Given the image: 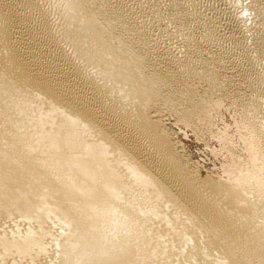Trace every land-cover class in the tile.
I'll return each instance as SVG.
<instances>
[{
    "label": "rangeland",
    "instance_id": "1",
    "mask_svg": "<svg viewBox=\"0 0 264 264\" xmlns=\"http://www.w3.org/2000/svg\"><path fill=\"white\" fill-rule=\"evenodd\" d=\"M34 1L0 0L2 7L3 5L5 6L3 7L5 10L8 7L11 8L6 10L12 15H9L11 18L6 17L8 19L6 20L8 24V26L6 25V29L9 28L7 29L9 33L6 32L8 33L7 35H11L15 44L23 47L28 45L25 43L27 39H32L31 48H33V51L36 50L34 51V55L40 58L38 59L40 60L39 62L42 65L44 64L45 67L48 66L47 68L51 70L59 68L57 71L68 76L66 78H68L70 87L72 84V90L76 86L75 89L79 87V90H82L84 94L86 92V100L91 104L95 103V106L99 104L100 106L98 105L99 107L97 108L101 111L100 114L102 115L103 113L104 116H108V113L105 112V108L102 109L105 107L102 103V98L104 97L101 96L100 98L98 92L102 88L106 89L105 93L112 95L109 100H114L113 104H115L116 108L120 107V109H123L122 115L125 114L124 116L126 117L131 115L132 118H127L130 122L136 121L138 125L151 133L142 137L139 131L133 130L132 135L135 134L134 137H137V133H139L137 139L139 140V145L143 148L142 150H144L143 152L153 159L157 167L162 168L166 173L170 174V177H174L172 178L174 191L177 189L179 194L182 191L180 197L183 198L184 196L186 204L189 206L197 205L199 198H202L201 196L204 197L207 193L210 195L212 191L210 187H205L206 183L207 185L209 183L215 185L220 189L219 194L211 192L212 196L210 195L209 199V203L213 202V204H210L214 206V211L216 212L214 213L216 215L219 214V216L220 214L223 216L230 215V217L226 216V218L228 219L229 217L228 220L231 224L237 222V220L233 222L235 220L233 216L238 217V214L242 215L240 219L238 218V221H242L246 216L245 222H242L243 225L242 223L240 224V221L237 226L240 227L241 225L244 231L249 232L246 240L247 245H253L255 240H258L264 234V205L261 204V202L264 204V198H261L259 186L246 184L241 179L243 176L250 180L256 177L261 180L264 174V0H78L80 6H83L82 13L87 18L90 15L96 19L95 34H98V38L104 44L97 39L86 38L83 42L79 40L74 41L75 45H72L73 40L76 39L75 33L73 34L72 30H75L77 27L75 26L76 21L65 17V1ZM18 15L21 18H18ZM72 21L74 24L71 23ZM64 25L68 29L65 28L64 30ZM20 26H25L26 30L25 27ZM69 26H72V30H69ZM18 29L20 30L19 32ZM66 30L68 31L66 32ZM70 36L72 41L70 40ZM54 37L56 41L53 40ZM21 39H24V43ZM33 41L35 43L38 41L37 45ZM76 45L79 47V50L77 47L75 48ZM44 47L46 50H44ZM42 52L44 53L42 54ZM70 58L71 61L74 60L72 62L74 65L70 64ZM71 65L76 70L72 69ZM91 73L92 75H90ZM93 73L97 74L93 75ZM3 74L5 75V73ZM4 75H2L3 80L5 79L7 82L11 80L7 75H5V78ZM88 77H91L95 81L87 80ZM20 85H15L17 87V96L15 94L6 95V99L12 100L15 97L14 99L18 100L13 104H10L11 101H8V104L11 106H8L10 109H13V105L17 104L21 105V107L19 106L20 110H22V107L23 110L31 107L30 96L26 95L28 97L26 98L23 95L25 90ZM123 89L129 92L130 98L132 97L135 100L133 106L126 102H130V98L126 97ZM92 93L95 95H92ZM19 94L22 101L19 100ZM40 96L42 97V95ZM26 99L27 101H25ZM43 102V97L36 100V103L46 109V103ZM103 110L105 111L103 112ZM17 119L19 120V118H16L14 121ZM116 120L121 123L119 117ZM123 129L126 132H130L131 130L129 128L128 130L126 127H123ZM3 130L8 131V128L5 127ZM38 130L35 127L33 132L36 133ZM161 136L171 147L170 153L173 156V163L169 161V158L165 157L161 147L162 151L159 150V144L156 146L157 138L161 139ZM26 142L27 140L24 143ZM32 143L33 140L26 143L31 150ZM33 150L37 154L39 153L38 148H33ZM161 155L165 158H161L163 157ZM179 165L186 166L184 169L188 179L194 178L199 182L198 186L204 187L198 189V186L193 185L192 188V184H189V186L186 183L189 180L183 181L185 178L181 177L183 173H180L182 171L178 169ZM176 169H178V172L175 171ZM170 170H173L174 174ZM176 172L177 174L175 175ZM178 173L181 174H179V178L177 177ZM239 178H241V181H238ZM240 182L243 183L241 184ZM194 186L196 193L189 189L192 188L194 190ZM240 188H243L242 193ZM231 189H238L235 197L237 206L231 213L224 212L222 207L227 203L228 194H230L229 191ZM257 190L259 191L257 192ZM112 195L113 193L110 196L111 198ZM186 196L189 199L192 197L196 199L192 198L195 203L192 200L188 202ZM112 201L115 204H122L127 207L132 206L131 200L121 194L120 199H113ZM253 201L257 202V205ZM179 202L183 203L181 205L184 207V202ZM253 203L255 206H253ZM181 205L177 204V210H174L176 212L181 211V214L174 212V215L177 214L175 218L179 217L180 219L178 220L180 221L185 219L182 214L186 212V206L183 209ZM172 207L173 209L176 208L175 205ZM248 207L251 209V212ZM261 210H263V213ZM218 211L224 213H219ZM253 212L254 215L259 212L262 213H259L260 215L256 214L257 218L262 216V225L259 223V219V222L257 221L258 225L255 223L256 219L254 218H256V215L253 216ZM178 214L180 215L178 216ZM244 214L247 215L244 216ZM231 215H233L232 218ZM184 216L186 217V214ZM204 218L200 213L196 217L197 220L195 216L193 218L195 220L192 219L195 223L189 222L195 224L194 226L196 227L199 225L200 228L203 222L205 226H208L211 222L207 219L206 221L208 222L206 223L203 220ZM204 225L201 228L202 230L204 229V232L198 227L202 233L201 239L197 235L200 234L198 233L199 230H196L194 227L197 232H194L192 237L195 239L196 236L194 235H197V243L199 240H206L207 235L211 237L215 232L217 234L213 235L212 238H217V235L223 236L222 232L219 233L220 229H216L217 231H215V227L212 229L213 225L212 228L208 226L206 227L208 229H206ZM235 225L231 226L236 228L237 226ZM259 225L261 226L258 227ZM210 232L213 234L211 235ZM220 236L218 240L220 239V242H222L221 245H214V247L211 244L209 247V243H204L206 241H199L198 252L196 251V253L200 254L198 255L199 258H205V260L201 258L203 263L217 264L219 262L224 264V261H218V259L222 258V256L218 255L227 254V252V255H231L229 250L232 253L231 243L233 245V238L228 234H224V239ZM229 237L232 239H229ZM227 239L230 244H227ZM140 240L135 241V243L137 242L136 245L138 244L139 249L147 250V244ZM250 240H252L251 243ZM224 241L226 242L224 243ZM200 244H203V246ZM154 245L157 244L153 242L152 247ZM204 245L207 249H204ZM200 246L203 248L199 252L201 250ZM215 246L218 248H215ZM229 246L230 248L228 249ZM158 248L159 245L155 246L156 253L155 251L153 253L154 256L157 254V257L158 253L162 251V253L166 252L162 248ZM139 249L138 254L135 255H147L141 252V249L139 251ZM203 249L210 253L209 257L207 253L205 255L208 257V260L212 257L211 260L215 258L214 256L217 255L215 253L219 251L218 249L223 250V253H220L221 251L218 252L216 256V258L218 257L217 261L214 259L215 262H207V258L204 256L205 253H202L204 252ZM195 250L196 246L194 247ZM263 252L264 247L260 246L256 251L246 252V254H250L246 255L245 252L242 254V252L238 251L237 253L235 252V256L238 258L239 255H242L238 259H243L244 264H249V261L250 264L253 262L254 264H264ZM227 255L223 256V260L228 258ZM143 257L141 258L143 259ZM245 258L248 260L245 261ZM158 260L159 258L156 259V256L152 259L153 263L155 261L159 263ZM202 261L199 263L203 264ZM242 261L241 263L243 264ZM153 263L151 262V264Z\"/></svg>",
    "mask_w": 264,
    "mask_h": 264
},
{
    "label": "bare ground",
    "instance_id": "2",
    "mask_svg": "<svg viewBox=\"0 0 264 264\" xmlns=\"http://www.w3.org/2000/svg\"><path fill=\"white\" fill-rule=\"evenodd\" d=\"M64 1V5L66 4V6L63 5L65 7L64 12H66L65 17L69 20L78 21L77 24L75 22V26H77L75 30H72V26H69V30L73 31L70 32L75 33L76 37L72 45H75L77 40L83 42L86 38H91L92 40L97 39L104 44L98 38V34H95L96 30L94 27L97 24L96 19L90 15L87 18L82 13L83 6H80L78 0ZM3 7L5 6L3 5ZM3 7L0 3V264H149L150 261L153 263L152 259L155 256L156 259L159 258V263L155 261L153 264H198L202 261L201 258L205 260L203 257L199 258L198 255L200 254L196 253V251L198 252L199 241H206L204 243H209V247L210 244L214 247V245L218 246L222 243L220 239L218 240L220 235H217V238H212L217 232L214 234L210 232L211 235L213 234L211 237L206 234V240L202 239L198 243L196 242L197 235L202 237V233L199 230V225V228L194 226L195 224L193 223L195 222L192 219L194 216L196 219L200 213L205 217L203 220L206 223L208 222L206 220L209 219L211 223L208 226L210 228L213 225L212 229L215 227V231L220 229L221 231L219 233L222 232L223 236L224 234H228L233 238V245L231 243V246L234 251L232 250L231 253V250H229L231 255H227L228 252L227 254L218 255L220 251V253H223V250H220L222 246L219 247L220 249H218L219 251L217 250V253L213 252L218 256H222L218 261H224V264H242L241 261L243 259H240L241 261L238 259L242 255L240 256L238 254L239 257L237 258L235 252L240 251L242 254L243 252L246 254L247 251H256L260 246L264 247V234L259 235L260 237L258 240H255L253 245H247L246 240L249 232L244 231L241 225L240 227L237 226L241 221H238V218L240 219L242 215L238 214L240 217L235 216L236 219L233 213L231 218L233 216V219H235L233 222L236 220L237 222L231 224L228 220L230 215L225 214L229 216L227 219L226 216L215 214L214 206L211 205L213 202H210L211 204L209 203L210 195L212 196L211 192L219 194L220 189L215 185L210 183L208 185L207 183L206 185L204 184L205 187H210L212 191L210 195L207 193L204 197L201 196L202 198H199V202L197 199V205L194 204V200L196 199L192 197L194 199L192 200V198L189 199L186 196L188 202L190 200L194 201V205L190 203L194 207L187 205L183 196L184 194L182 195L183 198L180 197L182 191L180 190V194L178 193L179 191L177 192V189L174 191L172 185V178L174 177H170V174L166 173L162 168L157 167L153 159L147 153L145 154L143 152L144 150H142L143 148L139 145V140L137 139L139 133L142 137L151 133L138 125L136 121L130 122L127 118H132L131 115L129 117L124 116L125 114L122 115L123 109H120V107L116 108L115 104H113L114 100H109L112 95L105 93L106 89L103 88L101 90L99 89L100 93L98 92V94L100 98L101 96L104 97L102 98V103L105 107L101 105L103 107L101 108H105L106 111L103 110V112H107L108 116H104L103 113L101 115V111L97 108L100 105L98 104V106L96 104L97 106H95L94 102V104L88 102L85 98L86 92L84 94L82 90H79V87L75 89V86L72 90V84L70 87L68 78H66L68 76L57 71L59 68L55 70L56 68L54 67L55 69L51 70L47 68L48 66L45 67L44 64L42 65L39 62L40 60L38 59L40 58L34 55V51L36 50L33 51V48H31V38V40L27 39L25 42L28 45L23 47L21 45V47L17 46L12 40L11 35H7L9 33L7 29L9 28L6 29V25L8 26L6 21L8 19L6 17L11 15L6 10L11 8L8 7L5 10ZM17 17L16 19L21 18L20 16ZM73 21L71 23L74 24ZM65 28L68 29L64 25V30ZM19 29L18 32L20 31ZM68 35L70 34L68 33ZM53 40H55V37ZM70 40L72 41V38ZM33 42L35 43V41ZM36 43L35 45H37ZM76 47L79 50L77 45ZM44 50H46L45 47ZM39 53L41 54L40 51ZM69 61H71V58ZM73 61L70 64H73ZM73 65H71L72 69H75ZM69 72L71 73V71ZM3 73L11 80L8 82L5 79L3 80ZM95 74L97 73H93V75ZM87 80L95 81L91 77H88ZM23 82L25 84H21ZM18 84H21L20 87H24L25 91L23 95L25 97L26 95L30 96L31 107L28 109L24 108L25 110H23L22 107V110H20L19 106L21 107V105L18 104L13 105V109L9 108L11 106L8 104V101H11L10 104H13L18 100H15V97H11L12 100L6 99V95L15 94L17 96V87L15 85L18 86ZM14 87L16 88L14 89ZM123 92L126 94V97H129V92L125 90ZM40 95L44 98L46 109L36 103L37 98L42 99ZM92 95L95 94L92 93ZM19 100L22 101L20 94ZM129 100L130 102L124 101L133 106L135 100L132 97ZM118 117L122 124L116 120ZM16 118H19V120L17 119L18 122H16L17 120L14 121ZM5 127L8 128V131L3 130ZM35 127L39 129V132H33ZM123 127L131 129L130 132L124 131ZM133 130L139 131L137 137H134L135 134L132 135ZM162 136L160 137L161 139L157 138L156 146L159 144V150H161V147L165 157L169 158V161L173 163V156L170 153L171 147L162 139ZM26 140V143L33 140L32 150L33 148H38V154L24 143ZM165 157L163 156L161 158ZM182 165H179L180 167L178 169L182 171H179L180 173H183V176H181L185 178L183 181L189 180L186 181L188 185L192 184V188L193 185L197 187L199 182L194 178L188 179L184 169L186 166L183 167ZM172 167L175 168L174 165ZM171 172L174 174L173 170ZM180 173H178L177 177L181 175ZM240 179L238 181L242 180L246 184L249 183L259 186L261 189V198H264V174L261 180L257 177L250 180L243 176ZM240 183L242 184L243 182ZM201 187L204 186L200 185L198 189ZM192 188L189 189L194 192L196 190L195 186L194 190ZM198 189L197 192L199 193ZM242 189L240 188L241 193ZM186 190L190 192L188 189ZM237 190H228L230 192L228 194L229 198H227V203L222 207L224 212L231 213L237 206L235 200ZM244 192L243 194L245 195L246 192ZM120 194L131 200V207L115 204L112 201L113 199H120ZM215 194L213 195L216 196ZM253 198L255 199V197ZM179 201L184 202V207L186 206V212H182L184 215L186 214V217L182 214L185 218L182 221L178 220L180 219L178 216L181 214V211H174L177 210V204H183ZM254 203L257 205V202ZM254 203L253 206H255ZM261 204L264 205L262 202ZM174 205L176 207H174L175 209L172 207ZM184 207L182 208L185 209ZM197 209L201 212L199 213ZM248 209L250 208L248 207ZM174 212L180 213L177 216L178 218H175L177 214L175 213L176 215H174ZM261 212L263 213V210ZM261 212L259 213L262 214ZM246 213L248 214V212ZM259 213H255V215H260ZM247 214H244V216ZM255 215L253 212V216ZM257 215L256 218L253 217L256 219L255 223L258 225L260 220L259 223L262 225L264 218L261 220L262 216L257 218ZM244 218L240 224L243 221L245 222L246 216ZM202 224L204 225V222ZM231 225H235L240 229L237 227L236 229ZM208 226H205V228ZM194 227L201 234L194 235L196 236L195 239L192 237V234L197 232ZM202 231L204 232V229ZM230 237L229 239H232ZM140 239L147 244V250L140 248L141 252L147 255H135L138 254L139 249L135 241ZM226 241L227 244H230L228 239ZM153 242L157 244L154 247H152ZM251 242L252 240H250ZM203 244L200 245L203 246ZM158 245V249L162 248L166 252L162 253V251L158 253L157 257V254L154 256L153 253L154 251L156 253L155 246ZM195 246L196 250L194 251ZM216 246L215 248H218ZM202 248L199 252L202 251ZM204 249H207L205 245ZM204 249L202 253H205L204 256L208 254L209 257L210 253ZM217 255L214 256L216 261L218 258H216ZM224 255H227L228 258L223 260ZM208 257H206L207 262H215L214 259L211 260L213 258L212 256H210L212 257L210 260H208ZM246 260L248 259L245 258ZM242 262L244 264V260ZM217 264L221 263L218 262Z\"/></svg>",
    "mask_w": 264,
    "mask_h": 264
}]
</instances>
